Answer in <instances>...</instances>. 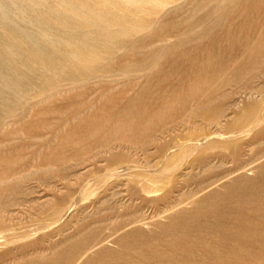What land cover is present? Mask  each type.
Instances as JSON below:
<instances>
[{
    "label": "rangeland",
    "instance_id": "obj_1",
    "mask_svg": "<svg viewBox=\"0 0 264 264\" xmlns=\"http://www.w3.org/2000/svg\"><path fill=\"white\" fill-rule=\"evenodd\" d=\"M0 264H264V0H0Z\"/></svg>",
    "mask_w": 264,
    "mask_h": 264
},
{
    "label": "bare ground",
    "instance_id": "obj_2",
    "mask_svg": "<svg viewBox=\"0 0 264 264\" xmlns=\"http://www.w3.org/2000/svg\"><path fill=\"white\" fill-rule=\"evenodd\" d=\"M150 217V216H149ZM3 241V240H2Z\"/></svg>",
    "mask_w": 264,
    "mask_h": 264
}]
</instances>
